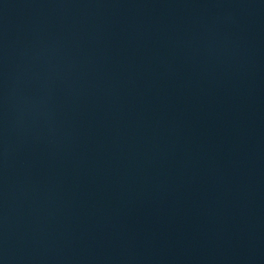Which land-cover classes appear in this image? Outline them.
<instances>
[{"label": "water", "instance_id": "95a60500", "mask_svg": "<svg viewBox=\"0 0 264 264\" xmlns=\"http://www.w3.org/2000/svg\"><path fill=\"white\" fill-rule=\"evenodd\" d=\"M0 264H264V0H0Z\"/></svg>", "mask_w": 264, "mask_h": 264}]
</instances>
